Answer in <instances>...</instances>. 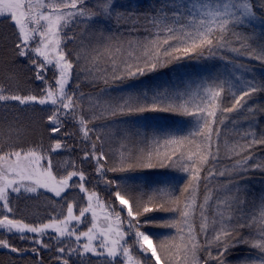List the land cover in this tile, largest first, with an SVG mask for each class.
Listing matches in <instances>:
<instances>
[{
    "label": "snow or ice",
    "instance_id": "1",
    "mask_svg": "<svg viewBox=\"0 0 264 264\" xmlns=\"http://www.w3.org/2000/svg\"><path fill=\"white\" fill-rule=\"evenodd\" d=\"M0 23L12 29L0 57V233L30 241L0 237V249L30 252L34 264L53 248L57 264H264V191L251 210L244 183L264 179V105L249 103L264 78L247 62L264 67V0H0ZM184 61L198 68L177 84L130 83ZM148 113L184 118L186 132L122 119ZM60 151L79 152L63 174L53 171ZM153 168L183 174L179 195L170 185L134 195L109 175ZM20 201L65 211L27 223L15 216ZM153 212L174 215L142 219ZM151 226L174 234L156 240ZM238 249L249 251L230 260Z\"/></svg>",
    "mask_w": 264,
    "mask_h": 264
},
{
    "label": "trees",
    "instance_id": "2",
    "mask_svg": "<svg viewBox=\"0 0 264 264\" xmlns=\"http://www.w3.org/2000/svg\"><path fill=\"white\" fill-rule=\"evenodd\" d=\"M141 3H143V0H140ZM12 36V29L7 23H0V43L3 44V48H0V57L6 58L7 57V47L8 43H10V39ZM186 61H184L182 64L178 65H172L168 69H164L161 72L152 73L148 76L141 77L138 81H131L130 83L135 84H141L143 83L145 86L152 87L155 85H163L167 84L168 86H172L173 84L179 83V80L181 77L185 76L183 75L185 71L187 73H190L198 68V65L196 62L187 61L189 62V65H183ZM252 64H258V62H253ZM7 65H0V75H2V71L4 68H6ZM255 74L258 76V78H263L262 71L260 68L255 67ZM190 71V72H188ZM30 75V74H27ZM100 87H103V85H100ZM85 92H97V88H84ZM250 104H258V105H264V93L256 94V96L249 101ZM231 117H237L238 114L232 113L228 114ZM9 119H12V115H9ZM124 120L130 121V122H136L135 127L139 128L141 131L145 129L146 126H158L161 128L166 129H178L182 132H186V129L184 127V118L171 116L168 114L163 113H148L145 114L143 117H125L122 118ZM132 126L131 124L129 125ZM69 128H71V125H68ZM245 122L241 118L239 122L235 125V130L238 132H243L245 130ZM229 131L227 133L229 138H233L235 133L232 131L233 126L228 125ZM135 130V128H134ZM258 132H264V116H261L260 118V124L257 128ZM61 139H65L64 137H61ZM43 145L45 148H47L48 144L50 143L47 135H45L43 138ZM41 141V136L39 133L32 135L27 138L25 141L26 145H31L33 143H39ZM119 141H115L113 145L111 146L110 155L112 152H115L117 149H119ZM106 151H109V148L106 146ZM256 154L260 157L261 160H264V146L258 147L256 149ZM118 155V152H117ZM79 158V152L71 153L68 151H60L58 153H52V162H53V171L54 173L63 174L64 172V161L65 160H78ZM251 163V162H250ZM85 170L90 174V176H94V173L92 172V169L85 166ZM109 175H115L121 178V183H126L130 189L134 190L133 194H139V192H150L152 189L157 187H162L165 185H170L175 189V194L179 195V189L182 187L183 184V174L175 171L171 168H153V169H139L134 172H126V173H109ZM260 180V181H259ZM264 179L261 178V175L259 173H256L252 176L251 179L244 181L245 184L249 186V191L247 193V199H248V208L250 209V206L252 204V197L255 194V197L259 194L260 195V188H262L261 183ZM257 181L258 183H255ZM254 182V183H253ZM92 183H95V181H92ZM92 183L88 184V187H92ZM100 192V195L104 199H112L107 192L104 191V185L100 184L99 188L97 189ZM51 196V194H47ZM68 197L69 200L75 198L77 203L79 204L80 198L83 196L82 193H79L78 189H69L68 192L64 194ZM258 195V196H259ZM53 199H59V198H53ZM64 202L61 201V204ZM85 203V202H84ZM18 211L15 213L16 218L24 220V222L27 223H36L37 220L47 222L49 219V213L50 212H63L65 209H62L60 205H56L54 208H49L46 204L41 205L39 209L36 208V205L34 202H25L20 201L17 205ZM117 207L119 205L117 204ZM66 208V206H65ZM38 212V216L37 213ZM173 213H165V212H153L149 213L147 217H142V219H153L157 222H160L161 220H167L168 218L172 217ZM87 224H81L79 226L80 230H86ZM148 233L152 234L156 240H159L161 238H164L166 236H170L174 234V230L170 228H162L157 226H151L147 227L145 229ZM9 236V235H8ZM7 236V237H8ZM10 243L20 247V248H27L29 247L28 243H26V240L20 241L18 238V235H10ZM0 237H4L0 236ZM6 238V237H5ZM45 241H47V237H45ZM53 245H55V241H52ZM248 249H238L234 251V254L229 257L230 260L237 259L238 256H244L248 253H243ZM54 248L52 251L42 250L41 251V257L43 259L44 264H57L55 260L52 259V256L54 255ZM36 258L33 257V255L29 252L26 254H9L6 251L0 250V264H34V260ZM93 260H96V258H92Z\"/></svg>",
    "mask_w": 264,
    "mask_h": 264
},
{
    "label": "rangeland",
    "instance_id": "3",
    "mask_svg": "<svg viewBox=\"0 0 264 264\" xmlns=\"http://www.w3.org/2000/svg\"><path fill=\"white\" fill-rule=\"evenodd\" d=\"M193 62V61H192ZM250 65H252V66H254V68L255 67H257V68H260L261 69V71H262V76H263V78H264V67H262V66H260L259 64H252L253 62H256V61H247ZM195 63V62H194ZM197 64V63H196ZM183 65H189V62H185ZM188 72H190V71H188ZM185 74H187V72L185 71V73L183 74V75H185ZM49 77H51V72H49ZM256 174V173H255ZM260 181V180H259ZM254 183V182H253ZM255 183H258L257 181H255ZM261 183H263L261 186H262V188H260V192H262V191H264V180L261 182ZM41 191H43V190H41ZM50 194V193H49ZM259 195V194H258ZM256 196L255 197V194H254V196L252 197V204H251V206H250V209L251 210H256V203H255V201H256V199L259 197V196ZM85 203H86V201H85ZM89 219H90V217H89ZM4 235V237H7L8 235H19V234H7V233H0V236H3ZM25 235H27V236H33L34 234H30V233H26ZM52 235H54V233L52 234ZM20 241H22L21 239H20ZM26 243H28V245H30V241H28V240H26L25 241ZM0 250H2V251H6L7 253H9L8 252V250H6V249H0ZM248 250H246V251H244L243 253H246ZM26 253H29V252H25V253H23V254H26ZM9 254H16V255H18L17 253H9ZM22 254V255H23ZM95 258V257H94Z\"/></svg>",
    "mask_w": 264,
    "mask_h": 264
}]
</instances>
